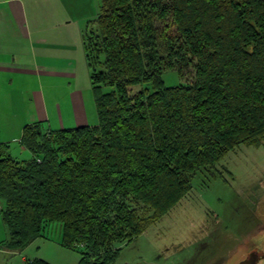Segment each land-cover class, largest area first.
I'll return each mask as SVG.
<instances>
[{"label": "trees", "instance_id": "trees-1", "mask_svg": "<svg viewBox=\"0 0 264 264\" xmlns=\"http://www.w3.org/2000/svg\"><path fill=\"white\" fill-rule=\"evenodd\" d=\"M99 5L84 34L99 122L27 125V160L0 144L9 249L59 223L61 245L78 247L81 264L114 263L191 192L197 172L242 145L264 147V0ZM170 70L184 83L166 87ZM148 84L152 92H133Z\"/></svg>", "mask_w": 264, "mask_h": 264}, {"label": "crops", "instance_id": "crops-1", "mask_svg": "<svg viewBox=\"0 0 264 264\" xmlns=\"http://www.w3.org/2000/svg\"><path fill=\"white\" fill-rule=\"evenodd\" d=\"M100 0H0V144L15 157L32 155L19 143L23 129L94 126L96 106L84 34ZM92 96V98H91ZM19 145H16V144ZM0 210V264H28L25 249L6 246Z\"/></svg>", "mask_w": 264, "mask_h": 264}, {"label": "rangeland", "instance_id": "rangeland-1", "mask_svg": "<svg viewBox=\"0 0 264 264\" xmlns=\"http://www.w3.org/2000/svg\"><path fill=\"white\" fill-rule=\"evenodd\" d=\"M162 79L168 88L184 83L177 70L165 72ZM141 89L153 91L148 84L134 87L133 92ZM72 125L78 127L77 122ZM192 180L191 192L143 235L122 245L111 264H213L217 260L231 264L264 239V147L242 145ZM45 231V237L19 256L49 264H81L78 247L61 245L59 223Z\"/></svg>", "mask_w": 264, "mask_h": 264}, {"label": "water", "instance_id": "water-1", "mask_svg": "<svg viewBox=\"0 0 264 264\" xmlns=\"http://www.w3.org/2000/svg\"><path fill=\"white\" fill-rule=\"evenodd\" d=\"M249 252L251 253L248 254ZM259 253L261 255H259ZM258 263L264 264V239L260 242H256L255 246L248 247L245 250V252L242 255H240V257H236L231 264H258Z\"/></svg>", "mask_w": 264, "mask_h": 264}, {"label": "flooded vegetation", "instance_id": "flooded-vegetation-1", "mask_svg": "<svg viewBox=\"0 0 264 264\" xmlns=\"http://www.w3.org/2000/svg\"><path fill=\"white\" fill-rule=\"evenodd\" d=\"M252 252H255V251H252ZM258 252H259V251H258ZM250 253H251V252H249L248 254H250ZM248 254H247V255H248ZM247 255H246V256H247ZM259 255H261V254L259 253ZM262 256H263V255H262ZM262 260H263V259H262ZM262 260H261V261H262ZM220 261H221V260H220ZM220 261L217 260V261L214 262L213 264H220V263H221ZM261 261H260V262H261ZM219 262H220V263H219ZM260 262H259V263H260ZM259 263H258V264H259Z\"/></svg>", "mask_w": 264, "mask_h": 264}]
</instances>
